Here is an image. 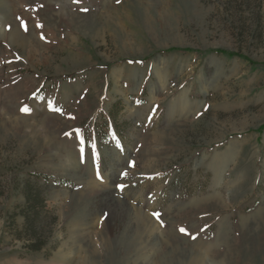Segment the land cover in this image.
<instances>
[{
  "label": "rangeland",
  "instance_id": "1",
  "mask_svg": "<svg viewBox=\"0 0 264 264\" xmlns=\"http://www.w3.org/2000/svg\"><path fill=\"white\" fill-rule=\"evenodd\" d=\"M263 127L264 0H0V264H264Z\"/></svg>",
  "mask_w": 264,
  "mask_h": 264
},
{
  "label": "snow or ice",
  "instance_id": "2",
  "mask_svg": "<svg viewBox=\"0 0 264 264\" xmlns=\"http://www.w3.org/2000/svg\"><path fill=\"white\" fill-rule=\"evenodd\" d=\"M84 10L87 11V9H84ZM22 111L25 112V113H28V112H29V109H28L27 107H25V108L22 109ZM121 187H123V186L121 185ZM153 215H154L157 219H159V217H160V213H153ZM180 231H181L182 233H184V234H187L186 230L183 229V228H181ZM193 239H195V237H193Z\"/></svg>",
  "mask_w": 264,
  "mask_h": 264
},
{
  "label": "trees",
  "instance_id": "3",
  "mask_svg": "<svg viewBox=\"0 0 264 264\" xmlns=\"http://www.w3.org/2000/svg\"><path fill=\"white\" fill-rule=\"evenodd\" d=\"M216 52H217V51H216ZM218 52H219V51H218ZM220 53H221V54L228 55V56H234L233 53H226V52H222V51H220ZM263 129H264V127H263ZM28 194H29V192H28ZM28 194H26V200H27L28 204H31V201H30V199H29ZM39 204H40V207L42 208L43 206H42V202H41L40 200H39Z\"/></svg>",
  "mask_w": 264,
  "mask_h": 264
}]
</instances>
